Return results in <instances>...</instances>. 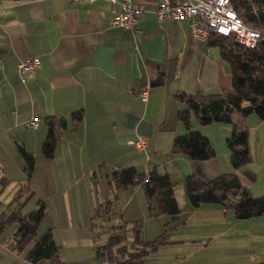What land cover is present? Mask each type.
Masks as SVG:
<instances>
[{"label":"crops","instance_id":"crops-1","mask_svg":"<svg viewBox=\"0 0 264 264\" xmlns=\"http://www.w3.org/2000/svg\"><path fill=\"white\" fill-rule=\"evenodd\" d=\"M115 1L113 8L110 0H0V177L5 178L0 199L9 182H14L15 194L28 180L17 144L34 156L35 166L38 156H43L47 116L66 121L54 157L47 158L50 165L46 172L50 174L45 178L46 187L52 185L60 195L80 182L100 187L106 173L134 166L145 174L153 167L166 172L183 192L190 174L208 181L220 173L234 172L252 196H264V120L254 113L236 116L238 127L247 130L250 154V162L238 169L229 161L226 140L233 127L228 123L200 125L194 115L190 117L193 130L214 147V158L202 162L171 152L174 138L186 134L177 117L185 108L179 98L198 92L218 93L231 86L229 64L221 58L219 46L210 44L209 38L193 39L185 18L157 24L154 9L161 0H129L143 7L134 29L112 26L110 20L123 0ZM169 1L178 4L182 0ZM25 55L40 59L41 67L32 78L17 71ZM144 84L149 85L146 103L138 95ZM79 111L83 116L74 128L72 115ZM30 119L36 121V128L26 126ZM138 135L146 139L141 152L127 143ZM34 169L28 181L30 197L37 194ZM90 172L96 173V182L91 177L86 180ZM142 189L136 185L118 192L117 199L122 197L123 202L116 223L123 217L129 221L144 217L145 204L149 212ZM89 192L93 198L92 189ZM97 196L99 204L110 197L99 191ZM37 197L36 203L41 199L47 210L39 230L52 212L54 196L50 201ZM130 204L136 212L124 216ZM187 204L186 199L183 206ZM57 209V223L46 231L52 232L66 264H85L77 254H71L73 258L63 255L70 234L63 232L62 222L73 218L64 215L59 206ZM188 214L184 228L189 229L172 233L169 244H189L192 256L200 253L207 264L264 263V215L238 220L231 210L217 204H202ZM158 219L164 223L168 217ZM57 230L61 244L56 241ZM4 233L0 235V264H42L27 260L24 250L15 249L12 232ZM192 264L206 263L200 258Z\"/></svg>","mask_w":264,"mask_h":264},{"label":"trees","instance_id":"trees-1","mask_svg":"<svg viewBox=\"0 0 264 264\" xmlns=\"http://www.w3.org/2000/svg\"><path fill=\"white\" fill-rule=\"evenodd\" d=\"M231 3L246 25L260 31L261 39L254 49L248 50L238 45L234 36L210 35V44L219 46L221 58L229 64L231 86L218 93L198 92L179 98L185 103V108L178 112L177 117L186 134L174 138L171 152L202 162L214 158V147L207 137L193 130L190 117L194 115L200 125L228 123L233 127L232 134L226 140L229 161L234 169H238L250 162V154L247 130L238 127L236 116L245 117L254 113L264 120V0H231ZM82 116L81 111L72 115L74 128H77ZM44 123L47 126V135L41 142V153L45 158H53L66 121L60 117L47 116ZM17 148L28 180L13 194L7 210L0 214V235L10 225H14L11 241L15 249L22 252L35 238L47 210L41 199L37 201L36 208L25 214L18 208L32 194L28 181L35 166V158L21 144H17ZM106 175L111 196L102 200L91 221H96V218L103 222L109 220L118 192L136 185H142L149 201V216L168 217L163 223L162 232L152 240H145L143 237L142 219L131 222L119 219V224L113 225V230L119 232H112L106 242L96 248L95 256L108 264H144L150 253H155L161 246L171 243L169 239L172 233L186 223L190 209L202 204L221 205L231 210L238 220L264 215V196H252L234 172L220 173L208 181L193 174L188 175L184 182L188 201L185 206L177 203L174 184L168 174L156 167L147 174L138 171L134 166H128L113 169ZM91 179L97 181L95 172ZM4 182L5 178L0 177L1 186H4ZM92 225L96 226L97 223L92 222ZM60 252V246L56 245L52 232L48 230L34 241L24 255L33 263L66 264Z\"/></svg>","mask_w":264,"mask_h":264},{"label":"rangeland","instance_id":"rangeland-1","mask_svg":"<svg viewBox=\"0 0 264 264\" xmlns=\"http://www.w3.org/2000/svg\"><path fill=\"white\" fill-rule=\"evenodd\" d=\"M39 158L36 159V166L34 169L33 174V181L35 184L36 192L37 194L30 198H25L22 201V204L19 210L22 214H25L29 212L30 210L36 208V199L37 196H41L42 199L51 200L52 195L54 198L53 204H51V213L49 214L48 218L45 219L44 223L40 226V229L38 230V233L36 234L35 238L26 245V248L24 249L23 253L26 252L31 245L34 243V241L37 238H40L44 232L46 231V228H48L50 225L53 226L54 223H57L55 220L56 216L58 217V209L59 206L60 211L67 216L69 215L73 218L71 221L64 220L62 223L64 224V231H68L70 234L67 238L69 241H66L64 243L65 251L63 252V255L68 258H73L71 254H77V257H80L84 259L86 262L85 264H107L106 261H103L102 259L98 258L96 255V248L98 246H101L106 242L109 235L112 232L118 233L119 230H113V225L119 224L116 223L117 216L121 215L122 208L121 203L123 202L122 197L115 200L114 206H113V213L111 215V218L106 221H102L100 218H96V221H91L92 217L95 214L96 207L99 204L97 191L102 192V194H105L107 196H111L108 182L106 179L101 178V185L100 187L96 184H93L90 188V185H85L83 182H80L73 188L69 187V191H66L65 195H60L57 193L58 189H53L52 185H50L49 188L46 187L45 178L46 174H50L46 172V169L49 167L50 160L43 157L38 156ZM92 177V173H88L87 181H90L89 178ZM174 193L177 200V203L179 206H183L184 201H186L187 198L184 200V192L179 191L178 187L174 185ZM92 189L93 192V198L90 197V190ZM16 189H14V182H9V185L6 187L4 191V195H1L2 197L0 199V212L2 210H5L6 204L12 199V194L14 193ZM35 190V189H34ZM66 190V189H64ZM96 191V192H95ZM104 192V193H103ZM144 193V192H143ZM55 196H57V200L59 203L55 204ZM144 199H146L145 196H143ZM186 197V196H185ZM184 200V201H183ZM55 202V203H54ZM147 211L144 217H141L142 219V233L145 240H152L157 235H159L163 230V221H159L157 216L153 217L149 216L148 212V206ZM149 205V204H148ZM135 213L136 210L132 207V204L128 205L125 209L124 216H128L131 213ZM76 217V219H74ZM136 220V219H134ZM133 220V221H134ZM123 222H131L129 219H126L123 217ZM166 221V220H164ZM92 222L97 223L96 226L92 225ZM61 222L59 224H62ZM59 228H62L61 225H59ZM184 225L179 226L178 229H189L188 226ZM177 229V230H178ZM14 230V225H10L6 232L4 233L5 236L7 234H10ZM176 230V231H177ZM59 230L56 231V241L57 244H61L62 237L59 236L60 232ZM175 231V232H176ZM174 233V232H173ZM175 235V234H174ZM173 234L172 239H173ZM66 238V239H67ZM64 242V241H63ZM68 247L70 250H68ZM193 251L191 249V246L189 244H186L184 246H176L173 244L164 245L161 246L155 253H150L149 257H147V260L144 264H192L195 262L196 259L202 258V260L207 264L208 261L205 258V256H202L200 253H195L196 255L192 256Z\"/></svg>","mask_w":264,"mask_h":264},{"label":"built area","instance_id":"built-area-1","mask_svg":"<svg viewBox=\"0 0 264 264\" xmlns=\"http://www.w3.org/2000/svg\"><path fill=\"white\" fill-rule=\"evenodd\" d=\"M110 3L114 8L116 1L110 0ZM120 5L121 9L116 12L109 24L134 29L143 7L129 0H123ZM232 6L231 0H182L178 4H173L169 0H161L158 8L154 9V20L160 24L167 20L185 18L189 24V34L195 40L208 39L213 34L234 36L238 45L252 50L261 39L260 31L246 25ZM40 65L38 57L25 55L16 67L19 74L32 78L40 69ZM148 86L144 84L138 90L140 100L144 103L149 100ZM26 126L36 128L37 123L30 119L26 122ZM127 143L136 152H141L146 146V139L138 135L135 139L128 140Z\"/></svg>","mask_w":264,"mask_h":264}]
</instances>
